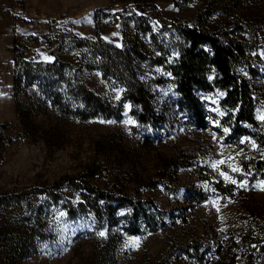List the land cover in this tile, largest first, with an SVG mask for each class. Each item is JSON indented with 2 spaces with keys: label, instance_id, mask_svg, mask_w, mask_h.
I'll return each instance as SVG.
<instances>
[{
  "label": "rangeland",
  "instance_id": "rangeland-1",
  "mask_svg": "<svg viewBox=\"0 0 264 264\" xmlns=\"http://www.w3.org/2000/svg\"><path fill=\"white\" fill-rule=\"evenodd\" d=\"M185 24L242 42L236 72L264 136V0H0V264H264V174L252 163L264 148L229 137L218 87L198 92L214 114L202 127L176 108L170 67ZM76 81L111 114L80 119L66 93ZM141 91L153 124L138 118ZM66 175L79 184L53 185ZM88 182L152 199L162 220L137 233L125 218L109 224L77 203Z\"/></svg>",
  "mask_w": 264,
  "mask_h": 264
},
{
  "label": "trees",
  "instance_id": "trees-1",
  "mask_svg": "<svg viewBox=\"0 0 264 264\" xmlns=\"http://www.w3.org/2000/svg\"><path fill=\"white\" fill-rule=\"evenodd\" d=\"M178 31L183 39V45L178 49V56L170 67L174 90L178 94L175 101L176 108L184 113L193 126L202 127L207 124V117H214V114L204 106L198 92L218 87L224 92L219 100V106L222 107L224 115L218 117V121L228 127L229 137L235 139L247 134L255 138L264 148V136L256 132V127L259 125L258 120L254 118L256 99L248 79L236 72V66L244 55L242 42L228 29L210 31L203 26L185 24L179 25ZM211 73L213 76L209 79L208 75ZM76 82L66 93L72 95L74 101L77 102L70 106V109H73L80 119L111 114L108 103L84 83ZM14 83L17 84L16 81ZM63 87L64 91L67 90V84ZM57 94L58 92L53 95L57 97ZM58 99L60 97H57ZM132 99L139 103L142 109L138 113V118L143 122L153 124L154 110L149 107L144 91L136 93ZM252 163L256 171L264 174L262 161L253 160ZM96 170V165H91L88 172H84V176L88 177ZM63 179H67L72 185L79 184L73 181L71 176L66 175L62 176L59 181L53 182V185H58ZM79 186L81 192L77 203L86 206L84 208L95 216H103L109 224H116L119 219L125 218L128 224H131L128 231L137 233L141 230L137 224L138 221L148 225L150 229H155L158 222L162 220L164 209H160L152 199L125 200L124 197H116L92 186L89 182L81 183ZM214 186L227 193L231 189V184L215 182ZM195 194L197 200L205 197V193L201 191H195ZM3 197L0 200H3ZM120 207H126L127 211L119 213L118 208ZM68 212L72 213L70 210Z\"/></svg>",
  "mask_w": 264,
  "mask_h": 264
},
{
  "label": "snow or ice",
  "instance_id": "snow-or-ice-1",
  "mask_svg": "<svg viewBox=\"0 0 264 264\" xmlns=\"http://www.w3.org/2000/svg\"><path fill=\"white\" fill-rule=\"evenodd\" d=\"M261 119H264V117H261ZM223 163H225V161L221 160V161L217 162V164H213V167L215 168V167H217L218 164H223ZM232 171L238 172V171H240V169L239 168H233ZM221 174L224 175L226 180H230L233 184L237 183L236 180L232 179L227 174H225V173H221ZM239 187H247V184L246 183H240ZM261 190H264V187H262ZM99 235L103 236V235H105V233L101 232V233H99ZM135 243L138 246V241H136Z\"/></svg>",
  "mask_w": 264,
  "mask_h": 264
}]
</instances>
